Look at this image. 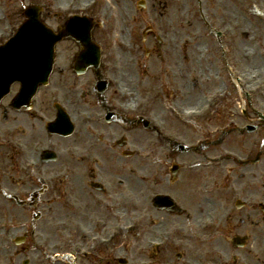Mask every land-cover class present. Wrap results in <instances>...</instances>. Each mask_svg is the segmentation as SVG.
I'll use <instances>...</instances> for the list:
<instances>
[{"label": "flooded vegetation", "instance_id": "obj_1", "mask_svg": "<svg viewBox=\"0 0 264 264\" xmlns=\"http://www.w3.org/2000/svg\"><path fill=\"white\" fill-rule=\"evenodd\" d=\"M178 2L146 1V37L132 44L134 55L115 53L109 31L98 24L89 45L73 36L62 40L49 86L27 103L13 102L16 87L1 103L0 221L24 230L0 234V264H71L68 258H38L48 246L38 247L33 217L45 211L49 219L53 207L59 221L44 233L66 237L62 252L93 253L74 264H264V119L247 113L231 119L226 103L201 122L180 121L179 109L196 106L199 98L190 96L192 86L177 87V59L165 60L163 44L149 28L161 5V16H174L179 8L172 12L171 4ZM153 62L162 65L167 86H147L160 78L149 75ZM209 65L190 71L193 87L199 84L196 75L210 82ZM137 100L139 113L124 114ZM60 112L74 132L58 124ZM154 119L157 129L147 122ZM231 121L252 123L255 131L230 141ZM134 217L142 220L138 235L115 244L113 234L107 245L100 238L88 245L93 234L108 238L112 228ZM160 238L166 245L150 250V242Z\"/></svg>", "mask_w": 264, "mask_h": 264}, {"label": "rangeland", "instance_id": "obj_2", "mask_svg": "<svg viewBox=\"0 0 264 264\" xmlns=\"http://www.w3.org/2000/svg\"><path fill=\"white\" fill-rule=\"evenodd\" d=\"M18 1V0H17ZM16 0H0V26H3L2 28L9 27L10 25L8 23L16 24L18 20L17 16H15V10L18 7V3ZM107 1H113V5L108 6L110 10H112L114 13H120V16H118L119 20H122L127 17L129 10L131 11V8H128L129 2L127 0H119L121 3H119L117 0H101V9L104 11L107 6ZM123 1V2H122ZM61 3L65 4L67 3L66 0H63ZM124 3V4H123ZM203 6L206 9L207 12L210 14H213L216 18H218V24L220 27H225L228 34L230 35L227 39L228 42L226 43V46L230 49V55H232V59L235 62L234 64L237 66V68L241 71V74L243 76L247 77L246 79L248 81V84H251V86H256L255 84L260 85L261 88V94L264 92V25L261 23H257L256 21L251 22L247 19V16L242 12L244 11V5L243 3L241 7V0H226L224 4L221 3L220 0H204ZM122 5V6H121ZM124 5V6H123ZM247 5V4H246ZM245 5V7H246ZM178 7L176 13L174 16L171 15H165L164 16V22H167L169 19L171 22H175L176 25L172 24L170 25V30H168L171 37H176L178 40H180V46L181 51L177 53V62L176 64H182L184 61H179L180 58L184 60V58H187L188 61H186V64L190 67L194 64L195 61H202L206 64H210L209 66L213 67L215 70V73L217 72H223L221 63L219 61V47L217 45V42L215 41L214 37L208 35L205 31V28L199 19L197 15V0H179V3L174 5L171 4L172 12L174 10V7ZM3 8H7L11 15L10 18L4 17L2 14ZM165 6L161 5L159 7V13L164 12ZM213 12V13H212ZM135 13V12H134ZM179 15V16H178ZM117 16V15H116ZM263 22V21H262ZM129 26V24H124L122 27V30L119 32L124 31V33L127 35L126 29ZM174 27V28H173ZM201 31H197L200 30ZM117 32V27L113 28L109 34L110 37H115ZM245 32H247L249 35L246 36ZM198 34L200 35V38H198ZM188 46H185L187 45ZM176 49L178 47L176 46ZM117 50V49H116ZM113 51H114V45H113ZM139 54V53H138ZM129 55V54H127ZM176 55V54H175ZM202 55V56H201ZM201 56V57H199ZM176 57V56H175ZM170 65H174V62H168ZM156 62L152 63V67ZM176 70L179 72L177 76V81L182 84V86L186 87L187 85L182 82V72L184 74V69L177 68ZM216 75V74H215ZM256 75L259 78L253 79V76ZM206 76V75H205ZM204 76V77H205ZM200 79V78H199ZM217 82L219 81L218 78H214ZM125 85H130V80H126V77H124ZM151 79L148 81V87L151 86ZM193 87V85H192ZM190 89V96H194L196 98H199L195 103H198L201 99L204 98L205 95L210 94L216 89L222 88V85L219 86V84H213L212 79L210 82L206 83L203 82L202 77L199 81V84L196 87H193ZM257 88V87H256ZM234 98L229 102V106L233 107V104L238 106V101L241 98V101L245 99V93L243 91H240L239 88L235 85V87L232 89ZM247 92V90H245ZM205 99V98H204ZM204 101V100H203ZM260 103L264 106V97H262L260 100ZM202 100L199 102L201 103ZM237 102V104H236ZM223 118V114H221L218 119L221 120ZM218 122H216L217 124ZM150 135L155 136L152 132ZM53 213H50L49 217H53L56 213V208L53 207L52 209ZM59 215L62 216V214L59 212ZM59 216V217H61ZM45 222V221H44ZM169 227H171L172 223L167 222ZM171 225V226H170ZM174 225V224H173ZM50 227V226H49ZM50 227V232H53V229ZM41 229L45 232H48L45 228V226L42 224ZM1 231V230H0ZM60 235V234H59ZM58 234H52L51 240L56 242L57 240H60V236Z\"/></svg>", "mask_w": 264, "mask_h": 264}, {"label": "water", "instance_id": "obj_3", "mask_svg": "<svg viewBox=\"0 0 264 264\" xmlns=\"http://www.w3.org/2000/svg\"><path fill=\"white\" fill-rule=\"evenodd\" d=\"M35 22V21H34ZM30 25V24H29ZM42 27L39 25V22H37L36 24L35 23H33L32 25H30V26H26L25 28H24V30L25 31H27V30H30V32L27 34L28 36L30 35V34H32L35 30H39V31H43L44 32V29H42ZM23 34V33H22ZM21 34V35H22ZM20 39V38H19ZM19 39L18 40H16V42H15V48L16 47H19V46H21V45H23V43L24 42H20L19 41ZM14 49V48H13ZM44 52V50H42L41 52H33V51H31V52H29L28 54H26V57H25V59L24 60H27V59H30V60H32L36 55H40V54H42Z\"/></svg>", "mask_w": 264, "mask_h": 264}]
</instances>
